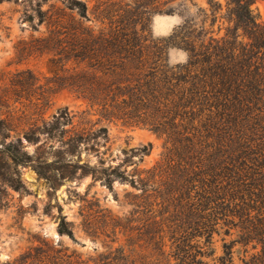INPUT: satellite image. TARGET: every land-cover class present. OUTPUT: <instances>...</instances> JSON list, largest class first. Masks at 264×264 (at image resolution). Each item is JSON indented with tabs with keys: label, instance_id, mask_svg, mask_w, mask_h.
Masks as SVG:
<instances>
[{
	"label": "trees",
	"instance_id": "1",
	"mask_svg": "<svg viewBox=\"0 0 264 264\" xmlns=\"http://www.w3.org/2000/svg\"><path fill=\"white\" fill-rule=\"evenodd\" d=\"M176 1L134 0L142 11L128 22L97 6L92 13L104 20L97 33L82 23L90 18L84 0L40 10L53 21L42 53L51 56L55 74L43 99L48 88L68 90L88 107L81 121L91 114L100 118L77 127L76 115L64 109L52 124L44 120L21 132L29 142L42 133L48 140L58 138L64 147L52 161L50 150L33 155L24 149L19 134L6 143L10 132H2L7 125L2 120L0 150L15 164L33 166L52 186L92 173L112 189L116 179H128L125 170L98 171L72 160L81 157L83 143L92 142L86 149H95L99 137H107V126L96 127L101 120L149 127L166 142L155 165L135 169L137 180L131 181L140 185L142 195L126 222L97 201L85 215L90 234H122L124 245L84 258L41 243L22 253L16 264H208L203 258L215 253L214 234L224 227L235 238L224 243L221 264L234 263L236 245L247 253L250 246L257 250L246 264H264V23L253 7L256 0H225V6L207 0L208 7L199 10L201 23L186 19L169 37L138 28L143 9L167 6L165 12L172 14L175 8L169 5ZM208 20L209 28L219 22L216 31L206 28ZM171 47L187 51V60L172 64ZM72 226L62 216L59 231L74 237Z\"/></svg>",
	"mask_w": 264,
	"mask_h": 264
},
{
	"label": "rangeland",
	"instance_id": "2",
	"mask_svg": "<svg viewBox=\"0 0 264 264\" xmlns=\"http://www.w3.org/2000/svg\"><path fill=\"white\" fill-rule=\"evenodd\" d=\"M84 1L89 7L90 18L82 23L92 27L96 33L104 26V20L97 19L96 12L92 13L97 6L110 8L116 18L124 22L142 11V8L136 7L134 0ZM219 1L225 6V0ZM65 5V0H0V121H7L2 132H10L6 143L19 134L24 149L33 155L39 149L50 150L48 161L54 159L57 149L64 147L62 142L58 138L48 140L43 133L38 141L29 142L21 132L29 130L32 124L42 125L44 120L52 124L55 115L64 109L76 115L74 124L77 127L86 126L83 121L87 119L91 120L87 124L90 126L100 118L98 114H91L81 121L80 116L83 111H89L88 107L68 90L51 87L48 88L47 98L42 96L48 84L54 86L55 74L54 65L49 62L51 56L42 53L45 46L43 40L49 38L53 21L47 15H41L40 10L46 11L51 6L63 8ZM169 6L175 8L174 13L167 14V6L156 10L151 6L143 9L146 14L138 28L154 37H169L186 19L193 18L201 23L204 15L199 10L207 8L208 3L207 0H177ZM253 7L264 23V0H256ZM74 14L78 19L77 12ZM63 21L70 22L68 18ZM209 23L210 20L206 28H209ZM218 24L209 29L216 31ZM187 58L188 53L184 49H169L172 64L185 62ZM97 126L108 127L107 137H99L95 149H86L92 142L83 143L81 157L75 155L72 160L88 163L98 171L103 167L125 170L128 179H116L112 189L92 173L67 177L52 186L33 166L15 164L6 152L0 150V264H16L22 253L41 243H48L54 249L63 248L68 254L75 252L84 258L98 256L125 244L122 234L115 237L90 234L84 227L85 215L93 207L92 202L97 201L100 208L126 222L137 206L136 197L142 195L140 185L131 181L132 178L137 180L135 169L155 165L161 159L166 140L165 136L149 127L129 126L118 120H101ZM3 143L0 137V149ZM146 147L150 149L148 154L142 151ZM62 216L73 223L74 237L59 231ZM225 229L214 234L212 247L215 253L203 258L208 264H221L219 257L224 254V243H230L235 238V235L226 234ZM167 243L170 244V241ZM166 249L169 250V247ZM248 249L247 253L245 247L236 245L233 264H246L252 253L257 251L251 246Z\"/></svg>",
	"mask_w": 264,
	"mask_h": 264
}]
</instances>
